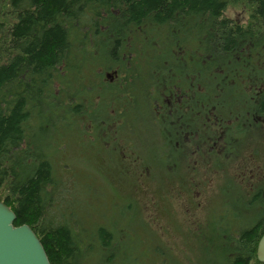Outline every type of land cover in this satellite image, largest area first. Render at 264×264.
Masks as SVG:
<instances>
[{
    "label": "trees",
    "instance_id": "1",
    "mask_svg": "<svg viewBox=\"0 0 264 264\" xmlns=\"http://www.w3.org/2000/svg\"><path fill=\"white\" fill-rule=\"evenodd\" d=\"M74 147L93 176L132 163L192 197L220 179L218 197L161 229L140 184L116 200L133 224L89 232L70 208ZM263 157L264 0H0V201L50 264H258Z\"/></svg>",
    "mask_w": 264,
    "mask_h": 264
},
{
    "label": "rangeland",
    "instance_id": "2",
    "mask_svg": "<svg viewBox=\"0 0 264 264\" xmlns=\"http://www.w3.org/2000/svg\"><path fill=\"white\" fill-rule=\"evenodd\" d=\"M251 93L252 91L248 90V94L251 95ZM254 108L255 106H253L251 109ZM77 152L78 149L74 147L73 149H71V152L68 153V158H65V162L67 161L70 163V169L68 172H74L77 174H75L73 178L75 186H73L74 192L72 194V197L74 198L72 200L76 203L74 206H70V208H72L75 216L80 220V223H82V226L88 229L89 232H93L96 226L104 225L107 228L109 227L111 230L117 231L119 233L123 229H120L118 226H123L124 228L127 223H132L131 220H133L134 217L130 212V208L125 203L120 204L116 202V200L118 199V196L120 198H123V195H126V192L133 193L134 188L136 191V186L140 184H146L150 188L149 189L147 186H144V190L142 191L145 192L150 190L149 193H151L153 198L145 193L140 194L138 198L139 200L144 201L147 204H149V200H154L156 204L160 203L158 199V197L160 196V192L167 191V196L168 198H170V202H161L162 207H159L160 211H158L157 214L160 221L159 223L156 222L158 225L157 227H160L161 229L168 228L167 225L170 220L183 225L184 223L191 222L193 219L199 218L201 215L205 214V209L207 208L208 203L214 201L218 197V184L221 183L220 179H207L204 185L197 188L195 197H192L191 193H189V190L191 188L190 186L180 187L177 183H165V188L163 187V189L160 190L157 187L156 183L151 180V177L149 178V173L144 174V170H147L148 168L135 167V165L132 163H130V165L132 166V173L128 174V178H125L120 173H117L118 175L115 176V172L110 170V168L99 169L100 173L97 172L93 176L90 174L93 173V168L84 164V162L82 163L74 157L76 156ZM60 155L64 156L65 154L61 153ZM125 160L130 162L132 159L130 158ZM260 162H262L261 164L264 165V157L260 159ZM150 169L153 170L152 168ZM182 171L183 170H181V172ZM66 176L68 177V175ZM260 177H264V174L261 171ZM133 179H136V181H133ZM251 179H253V177H251ZM79 190H85L86 192H88L89 197L93 198V208L95 204L97 205V207L101 206V204L110 205L111 210L106 213L104 219L102 218L101 220L100 218H98L97 214H95L91 208L89 210H85L83 203H81L84 198L82 199L81 196H78ZM195 202L199 205L196 208H193ZM118 204L120 205L117 206ZM255 207H257V210L258 207H264V200L258 204L256 203ZM125 233L130 235V230H125ZM152 246L153 245L151 243L148 245L150 249L152 248ZM150 253L153 252L150 251ZM152 255L157 260L160 259L159 256H155V254Z\"/></svg>",
    "mask_w": 264,
    "mask_h": 264
},
{
    "label": "water",
    "instance_id": "3",
    "mask_svg": "<svg viewBox=\"0 0 264 264\" xmlns=\"http://www.w3.org/2000/svg\"><path fill=\"white\" fill-rule=\"evenodd\" d=\"M16 213L0 201V264H50L47 252L33 229L15 226ZM258 264H264V235L257 247Z\"/></svg>",
    "mask_w": 264,
    "mask_h": 264
},
{
    "label": "flooded vegetation",
    "instance_id": "4",
    "mask_svg": "<svg viewBox=\"0 0 264 264\" xmlns=\"http://www.w3.org/2000/svg\"><path fill=\"white\" fill-rule=\"evenodd\" d=\"M150 172V170L149 169H147V170H144V174H148ZM74 173V172H73ZM70 173L68 176L70 177V178H73V176H74V174H76V173ZM77 175V174H76ZM128 207H129V204H126ZM157 205V208H156V212H157V214H158V211H160V209H159V207H162V203H161V201H160V203H157L156 204ZM155 205V206H156Z\"/></svg>",
    "mask_w": 264,
    "mask_h": 264
}]
</instances>
